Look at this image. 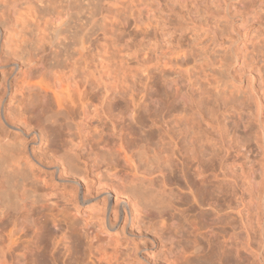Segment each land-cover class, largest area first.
<instances>
[{"label":"bare ground","instance_id":"6f19581e","mask_svg":"<svg viewBox=\"0 0 264 264\" xmlns=\"http://www.w3.org/2000/svg\"><path fill=\"white\" fill-rule=\"evenodd\" d=\"M127 2L134 6L129 8L131 14L123 22L124 35L118 43L128 52L133 37L128 31L130 27L147 34L160 23L164 9L185 10L211 4L220 7L225 3L224 0H0V264H70L75 251L81 254V264H157L156 258L162 255L161 264L197 261L264 264V216L255 234L257 238L248 233L242 243L255 244L256 249L243 247L242 254L241 215L245 209H241V182L232 176L233 168L210 172L209 156H198L214 123L210 119L214 112L222 110L227 114L235 109L240 119L241 109L247 107L241 104L245 94L241 87L243 79L232 75L227 64H215V53L222 51V44H217L199 55V61L207 63L215 79L214 90H209L207 96L209 92L200 89L197 98L200 100L193 106L186 94L176 88L178 81L185 82L190 90L197 87L191 59L184 48L167 63L157 61L156 74L160 78L171 75L167 82L176 86L171 97L165 96L167 100L153 91L154 73L149 68L144 89L135 92L129 87L132 91H114L115 79L97 72L99 34L103 16L107 12L118 15V8L124 9L129 5ZM255 2L264 5V0H241V13L243 8L246 11L241 14L242 36L253 45L264 36L263 22L256 31L250 29L256 20ZM135 6L141 12L136 9V16L132 13ZM254 33L258 35L256 39ZM41 36L45 42L39 46ZM49 54L52 57L47 58ZM150 57V52L142 54L141 64H146ZM90 70H96L94 84L100 88L91 87ZM226 93L232 95L231 101L223 99ZM172 99L182 102V106L175 107ZM247 100L249 104L250 98ZM118 103H122L121 107ZM49 112L63 118V129L53 133L54 136L43 128L36 129ZM177 113L196 118L202 128L193 130L173 122ZM139 116L145 130L138 125ZM94 118L99 124L92 129L90 123ZM215 135L209 137L211 140L207 138L211 145L224 141L221 132L216 131ZM188 136L196 138L193 150L187 145L191 141L184 143ZM155 138L160 141L157 143L164 151L165 163L153 147ZM181 141L187 145L188 156L181 154ZM39 143L45 147L37 152L35 145ZM149 152L152 156H148ZM172 165H177L185 188L174 182V171L166 170ZM174 198H189L202 215L213 214L216 219L206 217V222L200 221L199 229L180 230L178 234L183 240L177 244L167 240L168 245L161 235L163 229L168 223L174 225L175 217L183 214ZM82 207L88 208L84 216L88 214L91 220L76 229L73 220ZM120 221L125 222L122 232L126 240L117 238L108 243L107 237L102 242L99 235L116 230ZM127 226L131 230L127 231ZM145 230L153 231L151 238L156 248H160L157 257L147 245L135 247V243L146 241L142 239ZM187 237L204 241L206 252L188 253Z\"/></svg>","mask_w":264,"mask_h":264},{"label":"rangeland","instance_id":"374dc122","mask_svg":"<svg viewBox=\"0 0 264 264\" xmlns=\"http://www.w3.org/2000/svg\"><path fill=\"white\" fill-rule=\"evenodd\" d=\"M224 2L225 3L221 4L220 7L211 4L206 6L203 5L198 6L196 8L192 7L189 8L190 10L189 9L181 10L178 8V9H174V11H170L164 9L162 14L163 16H161V20L159 21L160 23L157 25V27L153 29L150 28L148 30V33L147 34L145 33L146 35L139 31L137 33L136 31L133 30V26L132 29L130 27L128 31H130V36L131 37L133 36L131 38L132 39L131 46L129 48L130 52H128L127 48L126 51L125 48L123 47L124 45L119 44L118 42L119 40L122 39L124 35L122 30L123 22L131 14L129 8L130 7L133 8L134 3L131 2L129 4V2H127L130 5L129 6L127 4L128 6L125 7L127 8V10L125 8L123 9V7L121 8L119 7L118 9L120 10V12L118 13V11L116 10L117 11L116 14L118 15H115V12L114 14H112L113 12L109 14L108 12L107 14L105 13L106 15L104 14L105 16H103L104 25L102 26V29L99 34L100 53L98 55L99 59L97 58V66H98L97 72L99 71L98 74L102 75L103 77L110 75L115 79V83L112 86V89L114 91L123 92V91L133 90L135 92L136 91L138 92V90L140 91L144 89L143 88L145 83L144 79L147 76V73L145 72L149 68L154 73L152 77L153 79L151 80L152 81L151 86L153 88V91L155 90V92L157 91L159 94L163 95L164 99L166 98L165 96H167L168 99V95L170 97L172 96V91L175 90L176 86L169 83L170 82L169 79L171 78V75L166 74L164 78H160V76L156 74V67L158 66L157 61H161V63H167L168 61H170V59L172 60L175 58L176 53L180 49L184 48L186 49L185 53L188 52L187 54L191 59L190 66L197 80V87L195 86L194 88L195 90H190L185 82L178 81L179 85L176 88H178L181 93L186 94L188 100H190L191 102L190 106H193V104H196L200 100V99L197 100V98H200L199 96L201 90L205 88L207 93L209 92L207 95L209 96L211 91L214 90V84H215L214 77L212 76V74L209 73L207 69L208 68L207 63L200 62L199 55L208 50L211 51L212 48L216 47L217 44L223 45V46L221 45L222 51H219L214 55L215 64L216 65L217 64L220 65V63L227 64L231 70L232 75L236 76L237 78L241 77V80L243 79L242 80L243 83L241 84V87L244 90L243 93L245 92V94L242 96L241 104H246L247 107L244 108V111L243 109H241L240 119L239 116L236 114L235 109L228 110L227 114H225L222 110L218 113L216 112V114L214 112V116L210 118L211 120L214 121V123H212V127L209 129L210 133L208 135H205L207 137L204 136L206 138L204 139L206 142L205 145L207 146L206 148L205 145L201 146L203 148L199 146L200 148L198 154L200 153L201 154L200 155L197 154V155L209 156L208 168L210 172L219 171L221 168L224 170L233 168L232 170L234 172H232V176L236 177L237 180L241 182V209L242 210L245 209V213H244L245 216L244 214L241 215V220H243L241 221V237L243 235L241 239L242 241L241 253L244 254V250L246 249L249 248L256 249L257 246H255V244L253 243H252L253 246L252 245L249 246L246 244L242 245V243H245L244 241L247 236L246 234L248 233H249L248 235H251L253 239L257 238L255 234L256 231L258 232V230L260 229L259 224L262 223L264 216V201H263L264 200V194H263L264 192V36L259 38V40H257L254 43V45L251 42L246 41V38L242 36L243 33L242 26L244 19L241 18V14H243L246 11H244L243 8V12L241 13L242 10L241 0H224ZM225 4L226 5L229 4L228 6H231L232 8L231 7L228 8V6L225 8ZM135 5L137 6V3H135ZM136 6L134 8L135 10H133L132 12L133 15L134 12L137 10L138 13H141L138 7L136 8ZM253 7L256 15V20L253 22V24L250 25V29H252V31L254 32L257 30L260 22L264 23V5L260 6L258 3L255 2ZM138 13L135 12V16ZM113 15H115L114 18ZM192 18H195L197 21ZM201 21L204 23H202ZM225 22H228L227 23L228 25ZM207 23L210 25L206 26ZM216 23L218 24L217 28L216 27L214 28L213 26ZM230 25L231 27H229ZM261 32L264 33V29ZM43 35L46 34L43 33ZM257 37L258 35L254 33L253 38L256 39ZM44 42L45 39H43V36H41L38 45L41 46ZM148 52L151 53V57H150L151 61L147 60L146 64L143 65L141 64L142 62H140V57L142 54ZM228 56L231 57V60L228 59L229 58ZM49 57H52V55L49 54L47 58ZM78 67L77 68L79 70H82L81 66ZM94 72H96V70L95 71L90 70L89 75L92 76L91 87L93 89H96V86L98 87L99 85H97L96 83H95L96 85L94 84L95 82L93 78V76L95 77ZM19 76L20 74L17 77ZM97 76L98 75L96 74V77ZM167 80H169V82H167ZM199 91L200 93H198ZM230 95L231 94L226 93L224 95L225 97L223 96V99L225 101L227 100L231 101L232 95L231 96ZM247 98H250L249 104H247L248 103ZM206 101H209L208 98L206 99ZM171 102L175 107L182 106V102L178 100L176 101L172 99ZM121 105L122 103H118V107H121ZM144 106L145 105H142V108ZM57 114L58 113L56 112H52V113L49 112L47 114L48 116L46 115L47 117L43 116L42 120L41 121L39 120L40 122L37 123V125H39V123L40 125L38 127L36 125V129L38 130L39 128L40 129L43 128L42 130H44V132L46 130L49 136L53 133L56 134V131L57 132L59 130L61 131L63 129V118L61 115L60 117L58 116L59 114L58 115ZM177 114H175V116L172 118L173 122L178 121L177 123H179L180 125L183 123L185 127H189L190 129L193 130L196 129L199 130L200 128H202L201 123H198L199 121L196 118L191 116H187L186 118L184 114H182V116L181 113L180 114L177 113ZM94 119H92V123H90L91 125L90 128L92 129L97 127L99 124L98 120L97 119L94 120ZM138 119H139L137 120L138 125L141 126V128H143V125L141 124V123L144 124L143 119L140 116L138 117ZM198 126L200 128H198ZM216 131L221 132V135L224 137V141L222 143L221 141L214 142L211 145L209 140H211L210 139L212 137L211 135L216 134ZM54 134L52 136H54ZM188 137L189 139H187V141L180 142V151L182 148L183 152H181V154L184 153L183 154L184 156H188L185 153L186 146L188 145L189 149L193 150L194 143L195 144L197 143L195 142L196 141L195 137H192L193 140L190 136ZM189 141L192 142V144L190 143V145L192 146L187 144ZM157 142L160 141L158 140L156 141L155 138V140H153V147L156 148L157 153L159 152L160 156H162L164 159V155H165L164 151L161 148V144H158ZM183 142L187 145H185ZM42 146L40 145V143L36 144L35 145L36 151L40 152L41 151L40 148L42 149L45 147L44 144ZM208 149L210 151L212 150L211 153L210 151H206ZM160 150L162 151L160 152ZM207 152H209L210 154H204ZM134 156H137V154L135 153ZM148 156H152V153L149 152ZM163 159H162L163 162L165 160L167 161L166 158L164 160ZM142 162L146 163L147 160H143ZM173 165L169 166V168L167 167L166 170L167 171L169 170L170 172L174 171L173 175L174 176L176 175L174 177V182H176V184L179 185L181 188H185L184 183L182 181L183 179L181 178L182 175L180 171H178L179 170L178 167H176L177 165L175 166ZM69 186L67 184L66 188L69 189ZM219 188L220 189L223 188V185H221ZM55 199L59 200L57 196L55 197ZM174 201L176 202L179 201L181 203L179 205L178 202V205L176 207L178 208L180 206L182 210L180 208L179 209L183 212V214H180V216H178L177 218L175 217L174 225L168 223L167 227L163 229V233L161 235L162 238L166 241L165 243H167L168 245H169V241L167 240H171L173 243L176 244L183 240L182 238H180V235L178 234L180 230L186 232L189 229L190 230L193 229L192 227H194V229L195 228L199 229L201 225L200 223L204 220L207 221V218L208 220H212V221L216 219V217L215 218L213 217V214H209L207 216L202 215L199 209L194 207L189 202L190 201L189 198H183V200H175L174 198ZM152 202L153 204H155L154 200ZM155 202H157V200ZM157 203H159V201ZM153 204L151 205L154 206ZM160 204H158V208L160 206L163 207V205ZM154 207H157V205H155ZM255 209H257V211H255ZM84 211L87 212L88 208L87 207L80 208L79 215L73 220L74 227L76 229H80L81 225H84V223L86 224V222H89L91 220L89 219L88 214L87 215L85 214V216L88 217L89 220L84 216L85 213ZM159 211L162 210L159 208ZM246 212L248 213V215ZM244 217H246L247 219ZM124 223H125L124 221H120V224L116 230L111 231L107 235H99V239L101 238L100 240L104 241V239L108 237L109 238L108 243L114 242L117 238H121V240L123 238L122 241L126 240L125 235L122 232V227ZM128 230H131L129 226H127V231ZM73 233L76 234V232ZM144 233L145 234H143V236L145 235V238L142 239L146 241L140 242V244L135 243V247H140V246L142 247L147 245L149 246L150 250L154 249V251H151V253H153V255L156 253L154 256L157 257V254L160 252L159 251L160 248L159 247L156 248L157 244L151 238L154 237L153 231L147 232L145 230ZM187 238L185 239V245H186L185 247L188 248L187 249L188 253H193V255H197L199 253L200 255L203 254V252L204 253L206 252L207 248H206V243L204 241L201 242L197 239L195 240L192 237L188 238L187 240ZM136 239L138 240L139 238ZM108 243L107 246L109 245ZM243 247H245L244 250ZM212 254H213V258L215 259L216 250ZM162 258L164 259L163 255L161 257L158 256L156 258L157 259L156 263L157 264H159L160 262L162 263L163 262ZM201 262L197 261V262H193L192 264H204V262L202 263ZM251 262H253V260H251ZM69 263L81 264L82 258L80 252L75 251L73 254H71Z\"/></svg>","mask_w":264,"mask_h":264}]
</instances>
